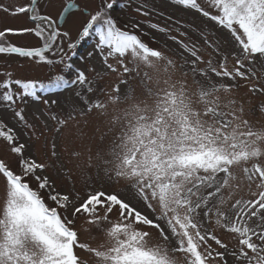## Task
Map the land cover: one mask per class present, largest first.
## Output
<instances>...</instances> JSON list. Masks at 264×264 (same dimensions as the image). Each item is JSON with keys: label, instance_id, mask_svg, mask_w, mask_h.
I'll return each mask as SVG.
<instances>
[{"label": "snow or ice", "instance_id": "snow-or-ice-1", "mask_svg": "<svg viewBox=\"0 0 264 264\" xmlns=\"http://www.w3.org/2000/svg\"><path fill=\"white\" fill-rule=\"evenodd\" d=\"M165 2L192 19L121 3L164 18L146 31L117 0L0 2V57L48 73L0 70V264H264V0ZM69 18L94 45L66 75Z\"/></svg>", "mask_w": 264, "mask_h": 264}, {"label": "rangeland", "instance_id": "rangeland-1", "mask_svg": "<svg viewBox=\"0 0 264 264\" xmlns=\"http://www.w3.org/2000/svg\"><path fill=\"white\" fill-rule=\"evenodd\" d=\"M0 2H4L6 5L9 3L24 4L27 2V0H0ZM63 2L64 0H61V3ZM125 2L126 0H117V3L114 6V9L112 10L113 17L116 18L117 21L121 25L124 22H126L128 19L134 18V19H139L142 22H145L146 31H148L147 26H146L147 19H150L152 22H159L161 26H163L164 18L158 17L157 15H152L150 18H144L135 12V5H133L132 7H125L122 9L120 7V4L125 3ZM149 2L155 8L156 12L162 11L165 13V16H167L168 14H172L173 16L180 17L184 20L192 19L191 15L185 14L184 12H178L175 8L170 7L169 4L165 2V0H149ZM6 24L7 26H11V27L29 26L26 16H20L17 18H8L6 20ZM65 27L69 28V30L72 33V39L77 44L76 49L72 51H69L67 49V42H65L64 44L65 51L68 52L67 63L72 65V69L65 68L64 72L66 75H70L75 70V68H78V67L83 68V67L88 66L87 64H85L84 61L81 60V57L84 56L87 51L92 50V47L94 45V39L92 37H88L83 40L77 39V33L80 29V22L78 20L74 22L72 18H69V23L66 24ZM152 35L156 36V41L152 43L153 47H161L167 39L164 34H158L155 32V30L150 31L149 36H146L145 39L149 40ZM9 39L13 43H18V44L35 43L34 40L27 39V38L20 39V38H15V37H9ZM168 44H169V47L175 48V45L172 42L168 41ZM5 59H6L5 57H0V70L12 71L17 76H31V77H37L40 79H47L48 73L46 70H27V65H25V68L22 69L16 63V58L14 57L12 58L10 62L11 66L9 67V65L5 63ZM96 62L97 60H92L89 62V64L96 63ZM115 79H116L115 75L110 76L108 78L109 83L114 82ZM241 91L243 92L244 90L242 89ZM38 131H42V129H38ZM46 135L48 136L49 139H51L52 133L49 132V133H46ZM43 140H44V137H41L39 141L34 143V148L39 149L38 151H36V156L41 161L44 159L43 148H42ZM50 175L56 181L57 186L60 190L70 191L72 189V185L67 180H65L62 177H57L55 173L51 172V170H50ZM33 187H35V185H33ZM75 187H76V191H78L81 196L85 194V186L82 180H77ZM0 190H2V183H0ZM117 190L118 191L120 190L119 186H117ZM83 238L84 237H82V239ZM223 239L228 240L229 236L225 235Z\"/></svg>", "mask_w": 264, "mask_h": 264}]
</instances>
